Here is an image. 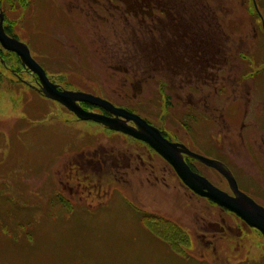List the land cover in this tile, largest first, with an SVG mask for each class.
Masks as SVG:
<instances>
[{
    "label": "flooded vegetation",
    "instance_id": "1",
    "mask_svg": "<svg viewBox=\"0 0 264 264\" xmlns=\"http://www.w3.org/2000/svg\"><path fill=\"white\" fill-rule=\"evenodd\" d=\"M57 1L70 14H79L77 23L83 19L82 14L89 15L88 7L98 28H103L99 37L116 36V43L130 38L134 51L131 57H135L130 64L121 59L104 70L103 63L93 65L95 76L89 77L101 85L102 93L64 85V75H56V79L41 65L49 79L61 90L92 94L141 116L178 146L179 157L194 173L236 197L229 178L194 154L221 162L232 173L239 190L264 208V0ZM4 16L6 32L19 39L8 31ZM124 43L129 45L128 41ZM101 70L107 73L104 77ZM21 71H15L18 78L23 72L31 74L35 80L32 88L45 97L38 90L40 77L25 67ZM117 83L120 86L113 87ZM49 100L66 108L72 122L98 127L69 124L70 131L81 137L56 155L53 182L60 184L65 194L79 196L68 213L108 210L117 193L128 198L126 187L131 188V199L138 201L141 194L150 195L154 188L173 191L172 201L180 206L184 205L175 197L190 195L205 200L208 208L221 211L219 215H200L198 239L215 248L220 240L235 242L236 259L228 264H264V250L250 257L238 253L251 233L264 242V232L191 189L148 142L100 122L83 120L60 102ZM78 103L87 111L115 116L102 106ZM138 104L146 106L147 113L136 108ZM127 124L137 126L133 120H127ZM64 159L68 161L62 163ZM216 177L224 182L219 184ZM172 178L179 180L175 189L170 187ZM66 199L63 193H54L51 208L65 210ZM128 199L143 217L155 213Z\"/></svg>",
    "mask_w": 264,
    "mask_h": 264
},
{
    "label": "rangeland",
    "instance_id": "2",
    "mask_svg": "<svg viewBox=\"0 0 264 264\" xmlns=\"http://www.w3.org/2000/svg\"><path fill=\"white\" fill-rule=\"evenodd\" d=\"M1 6L8 31L29 46L33 57L54 78L64 75V85L102 93L101 85L89 77L95 76L91 71L93 65L103 63L104 70L121 59L127 64L134 60L132 40H124L129 45L124 41L116 43V36L102 40L99 33H103V28H98L88 7L89 15L82 14L83 19L77 23L81 19L79 14H70L57 0H1ZM1 48L4 54L0 55V264H228L235 261V242L232 245L227 239L220 240L215 251V247H208L198 239L200 215L208 217L216 212L219 215L221 211L208 208L205 200L190 195L184 199L175 197L184 205L180 206L172 201L173 191L154 188L150 195L141 194V201L134 197L135 201L131 199V188L126 187L129 192L125 191L126 196L139 208L155 211L151 214L154 217L144 219L142 212L120 192L108 210L68 213L67 209H72L71 204L75 205L79 196L65 194L60 184L53 182L56 155L81 137L70 131L69 124L91 129L95 126L72 122L66 108L32 88L35 80L31 74L23 72L22 78H18L15 71L21 67L19 56L1 43L0 54ZM3 57L9 60L7 64ZM106 74L101 70L103 77ZM119 86L117 83L113 87ZM136 108H141L143 113L148 111L144 105L138 104ZM65 159L62 163L68 161ZM216 181L224 182L220 177ZM169 182L173 189L179 180L172 178ZM58 191L67 198L65 210L51 208L50 199ZM251 234L244 242L243 251L238 252L240 256L250 257L264 250L260 236Z\"/></svg>",
    "mask_w": 264,
    "mask_h": 264
},
{
    "label": "water",
    "instance_id": "3",
    "mask_svg": "<svg viewBox=\"0 0 264 264\" xmlns=\"http://www.w3.org/2000/svg\"><path fill=\"white\" fill-rule=\"evenodd\" d=\"M4 20L5 16L0 6V43L5 49L15 52L20 57L23 65L40 77V86L38 90L45 97L60 102L83 120L100 122L114 130L123 131L148 142L174 166L177 173L191 189L195 192L204 194L217 204L234 211L251 226L260 228L264 232V208L239 190L232 173L229 172L221 162L194 154L195 157L201 159L207 165L218 169L229 178L231 186L236 193V197L229 196L226 192L209 183L204 177L194 173L183 158L179 157L178 146L167 141L157 128L151 126L141 116L129 112L126 109L117 108L105 99L92 94L59 89V86L49 79L44 68L33 57L29 46L6 32ZM83 100L89 101V103L94 105L102 106L111 111L115 116L110 117L87 111L78 103ZM127 120H133L137 126H129ZM204 189H207V191L204 192Z\"/></svg>",
    "mask_w": 264,
    "mask_h": 264
},
{
    "label": "trees",
    "instance_id": "4",
    "mask_svg": "<svg viewBox=\"0 0 264 264\" xmlns=\"http://www.w3.org/2000/svg\"><path fill=\"white\" fill-rule=\"evenodd\" d=\"M0 2H1V0H0ZM1 49H2V48H1ZM1 57H2V56H1ZM17 58H18V61H19L20 64H21V67L18 69V72H19V71L21 70V68H22V67H25V66L22 65V62H21V60L19 59V57H17ZM3 60H4L5 64H7V63L9 62V60H8L7 58L5 59V58L3 57ZM25 68H26V67H25ZM148 217H154V216H153V215H147L146 218H148ZM144 218H145V217H144Z\"/></svg>",
    "mask_w": 264,
    "mask_h": 264
},
{
    "label": "bare ground",
    "instance_id": "5",
    "mask_svg": "<svg viewBox=\"0 0 264 264\" xmlns=\"http://www.w3.org/2000/svg\"><path fill=\"white\" fill-rule=\"evenodd\" d=\"M83 101H85V102H89V101H86V100H83Z\"/></svg>",
    "mask_w": 264,
    "mask_h": 264
}]
</instances>
